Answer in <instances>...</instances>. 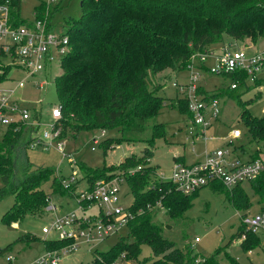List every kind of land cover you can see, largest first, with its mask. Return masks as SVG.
<instances>
[{"label": "trees", "instance_id": "16d2710c", "mask_svg": "<svg viewBox=\"0 0 264 264\" xmlns=\"http://www.w3.org/2000/svg\"><path fill=\"white\" fill-rule=\"evenodd\" d=\"M81 7V17L68 21L63 31L70 38V49L61 62V75L54 80L62 109V136L103 127L121 132L119 138L108 140L107 144L145 140L149 145L141 159L134 155L126 157L119 170L113 172L114 176L124 175L141 167L127 177L134 195V204L129 208L134 217L127 225L129 236L121 238L109 251L99 253L93 264H115L118 259L137 261L143 245L152 249L154 257L142 264H215L214 258L200 260L193 255L191 246L178 248L164 237L163 226L155 221L159 209L166 210L171 217L179 216L192 206L199 191L190 195L178 191L170 181L159 179L157 167L150 164L152 144L156 138L165 137L164 124L154 123L148 139L140 135L165 106V99L151 86L153 77L168 68L184 71L193 54H208L216 43L239 45L246 39L254 45L264 43V0H82ZM3 60L0 58L1 81L14 69ZM223 77L246 86L245 75ZM198 92L207 100L219 99L221 95L206 91L203 86ZM178 107L191 118L186 99L179 100ZM242 116L253 141L264 129V121L244 108ZM26 130L27 127H21L10 131L0 142V179L6 186L0 190V198L10 192L17 200L14 210L5 217L8 224H17L26 214L39 215L48 203L49 195L44 194L42 185L52 176V169L28 163L19 183L13 181L11 154L23 145L20 138ZM33 131H27V138ZM256 158L259 157H252ZM178 160L182 161L175 158ZM86 177L91 184L102 177L109 179L104 173H89ZM54 184L63 194H69L58 178ZM211 186L224 189L236 208L250 206L242 185L233 190L220 182ZM251 186L264 213V171ZM243 233L242 225L240 234ZM67 243L50 239L45 241V248L57 249ZM259 243L255 234L246 231V239L242 240L245 249Z\"/></svg>", "mask_w": 264, "mask_h": 264}, {"label": "rangeland", "instance_id": "374dc122", "mask_svg": "<svg viewBox=\"0 0 264 264\" xmlns=\"http://www.w3.org/2000/svg\"><path fill=\"white\" fill-rule=\"evenodd\" d=\"M81 1L65 0L62 8L54 13L52 30L57 35H61L67 29L68 21L81 17ZM38 2L39 0H23L20 8L21 17L25 20H34V9ZM238 44L247 48L252 47L254 42L246 39L245 42H238ZM222 45V43L213 44L210 52L217 53ZM260 46L261 43L255 45V47ZM64 56L62 53H57L56 49H52L53 58L46 63L43 71L28 76L23 70L14 67L9 74L11 82L7 86L10 88H15L20 81L26 80L25 85L18 88L16 96L22 107L30 113L31 118L28 124L34 123V116H37L38 135L50 130V125L54 123L51 111L60 105L59 89L54 80L62 73L61 62ZM8 59L7 57L4 64L9 63ZM214 62L211 56L208 57L206 67L213 65ZM185 73V71L168 68L153 77L151 86L156 88L159 95L165 99V106L157 118L148 122L146 131L140 136L142 139L150 138L154 123L165 126V137L156 138L152 144L150 164L157 167L158 173L168 178L171 176L175 158L183 157L184 162L189 164L197 162L203 158L206 149L226 150L243 161L252 155L264 160V129L260 136L252 141V135L242 116L244 108L251 116L264 121V71L258 74L259 79L263 81L250 86L239 82L237 89H230L232 80L229 77L212 75L208 72L201 74L203 76L198 84L206 91L221 93L219 100L222 112L219 119L212 121L208 128L207 139L199 134L202 127H195L186 111L178 107V101L184 100V93L176 89L173 83L185 82V77H177ZM249 81L248 79L247 82ZM29 130L22 132L20 140H23V145L11 154L15 167L13 181L19 183L24 175V167L28 163L52 169V176L43 183L42 191L48 194L54 203L60 205L63 212L75 209L76 203L69 194H63L60 188L57 189L54 184L55 179L58 178L57 172L62 178H68L75 172L79 178V189H82L86 187V181H88L86 175L89 173H104L109 175L110 180L114 177L113 172L119 170L126 157L134 155L141 159L145 149L149 147L145 140L107 144L108 140L112 142L119 138L121 132L118 129L96 127L80 130L74 136H71L70 132L66 133L67 143L64 147L65 152L62 153L55 147L24 146L33 135L31 133L27 138ZM103 130H105L104 136H102ZM234 130L240 131L239 138L231 136ZM95 140L98 144H95ZM93 147L94 150H92ZM2 153L6 154V150ZM181 160L183 161L182 158ZM5 187L0 179V190H4ZM242 188L250 201V206L247 208H236L228 199L224 189L216 190L209 185L198 192L192 206L185 209L181 215L171 217L166 210L159 209L155 221L163 226V235L166 239L178 248L191 246L193 255L200 260L214 258L215 264H232V262L264 264V231L252 232L260 239L258 246L245 249L242 245L244 234H240L242 220L246 216L252 217L262 213L258 196L251 183L244 182ZM118 194L119 204L123 209H129L134 204V195L127 178L120 182ZM16 202L15 195L10 192L0 198V264L34 263L46 250L45 241L56 237L55 232L43 233V228L49 227L54 219V215L46 208H43L39 215L26 214L17 224L6 223L5 217L14 210ZM98 212L99 208L93 207L87 211V216L97 215ZM77 213L80 215L82 212L77 211ZM128 236L129 228L125 226L101 241L86 243L85 240H79L76 249L62 255L60 264H93L99 253L109 251L121 238ZM196 237L200 239L198 242H195ZM153 257L152 249L143 245L142 253L138 257L139 261L118 259L116 263L142 264L145 259Z\"/></svg>", "mask_w": 264, "mask_h": 264}, {"label": "built area", "instance_id": "2783aa9c", "mask_svg": "<svg viewBox=\"0 0 264 264\" xmlns=\"http://www.w3.org/2000/svg\"><path fill=\"white\" fill-rule=\"evenodd\" d=\"M23 0H0V58L32 76L43 71L48 61L52 60V49L57 53L67 54L70 49V38L64 32L57 35L52 30V18L54 13L62 7L65 0H39L34 9V20H25L21 17L20 8ZM20 15L17 17V14ZM237 46V47H234ZM252 51V52H250ZM214 59V64L205 70L208 57ZM184 76L185 82L175 81L173 86L184 93L187 100L190 120L195 127L201 126L204 139L212 121L219 119L221 104L217 98L207 100L204 94L198 92L201 87L200 79L206 72L212 75L224 76L230 74L245 75L247 86L261 80L258 74L264 71V43L260 47H243L237 44H223L218 53H195L188 63ZM250 80L247 82V80ZM263 80V79H262ZM6 80H0V142L10 131H17L21 127L35 129L32 137L24 146L45 148L55 147L64 153L67 140L63 137L60 120L62 109L60 105L51 111L54 123L49 131L37 134L39 121L34 116V123L28 124L31 116L27 109L23 108L16 96L19 87H23L26 80L20 81L17 87L10 88L4 84ZM239 82H231L230 88L237 89ZM197 132V135H199ZM240 131H232L231 136L240 137ZM39 137H38V136ZM105 130L102 131V136ZM212 139V138H211ZM95 144L98 141L95 140ZM95 148L93 147L92 150ZM204 158L197 162L186 163L175 161L171 176L164 177L158 173L161 180L170 181L178 191L190 195L214 182L222 183L226 188H233L244 182L251 183L264 171V160L261 158L240 160L229 151L218 149L205 151ZM141 167L130 169L124 175H115L112 179H98L94 183L86 181V187L79 189V178L75 172L68 178L57 177L62 188L69 192L74 199L76 208L68 212H62L60 205L47 198L46 210L52 215L49 227L43 228V233H56V240L67 241L61 248L46 249L43 254L31 264H60L62 255L73 251L79 245V240L92 243L104 240L132 220L133 213L129 209H123L119 202V184L125 178L134 175ZM160 205V203H158ZM98 207L99 212L94 216H87V211ZM77 211L82 213L78 215ZM62 212V213H61ZM242 225L246 231L256 233L264 231V213L252 217H244ZM246 239V233L243 234ZM200 239L195 238V242ZM11 260V257H9ZM117 264V263H115Z\"/></svg>", "mask_w": 264, "mask_h": 264}, {"label": "crops", "instance_id": "0c3cea01", "mask_svg": "<svg viewBox=\"0 0 264 264\" xmlns=\"http://www.w3.org/2000/svg\"><path fill=\"white\" fill-rule=\"evenodd\" d=\"M61 8H62V7H61ZM58 10H59V9H57V11H58ZM219 51H220V50H219ZM219 51H218V52H219ZM218 52H217V53H218ZM179 76L184 77V76H186V75H178L177 77H179ZM10 82H11V79L9 78V75H8V78L6 79V82H5L4 84L7 85V84L10 83ZM231 134H232V132H231ZM206 150H208V149H206ZM206 150H205V151H206ZM208 151H209V150H208ZM203 154H205V152H204ZM202 157L204 158L205 156H202ZM179 158H180V159L182 158L183 161H184V158H183V157H179ZM203 158H202V159H203ZM250 158H252V156H251ZM250 158H249V159H250ZM202 159H200V160H202ZM247 160H248V159H247ZM62 212H63V211H62ZM259 240H260V239H259Z\"/></svg>", "mask_w": 264, "mask_h": 264}]
</instances>
